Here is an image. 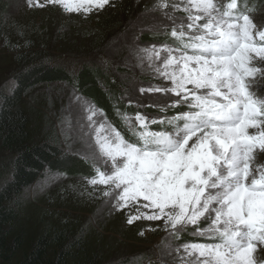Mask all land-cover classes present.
<instances>
[{
    "label": "snow or ice",
    "instance_id": "snow-or-ice-1",
    "mask_svg": "<svg viewBox=\"0 0 264 264\" xmlns=\"http://www.w3.org/2000/svg\"><path fill=\"white\" fill-rule=\"evenodd\" d=\"M26 3L86 18L110 0ZM153 9L171 24L170 32L159 27L175 46L137 47L134 54L170 83L138 91L171 97V103L128 99L137 109L130 115L114 101L126 138L102 108L73 88L70 105L80 104L88 128L82 157L93 172L83 177L92 188L88 194L99 191L112 210L127 209L129 225L161 222L169 238L189 234L209 241L169 246L180 264H264L257 255L264 251V164L256 163L257 155L264 156V98L254 91L257 77H264V67L257 66L264 64V27L254 22L256 8L238 0H158ZM149 106L161 115L140 111ZM65 122L70 127V117Z\"/></svg>",
    "mask_w": 264,
    "mask_h": 264
},
{
    "label": "trees",
    "instance_id": "trees-1",
    "mask_svg": "<svg viewBox=\"0 0 264 264\" xmlns=\"http://www.w3.org/2000/svg\"><path fill=\"white\" fill-rule=\"evenodd\" d=\"M14 1L20 0H0V48L5 41L7 48L17 51L13 67L17 70L0 68V264H109L86 238L87 224L83 217L66 216L55 208L62 200L58 190L62 185L93 172L83 158L71 152L69 144L62 145L52 121L58 117L57 109L45 100L47 93L41 92V86L73 87L107 115H113V102L119 107L124 103L118 98L123 86L111 81V76L119 81L117 69L105 64V60L115 59L109 56L96 60L94 57L102 52L84 54L67 50L64 53L70 58L89 56V62L72 77L67 65H51L57 56L31 50L36 42L19 38V47L12 46L15 43L11 42L6 17ZM138 35L137 41L147 37L145 32ZM113 63L120 69L126 68ZM144 80L138 72L128 81L137 84ZM50 176L58 178L53 184L39 188ZM49 189L45 195L41 193ZM31 192L36 203L30 200Z\"/></svg>",
    "mask_w": 264,
    "mask_h": 264
},
{
    "label": "rangeland",
    "instance_id": "rangeland-1",
    "mask_svg": "<svg viewBox=\"0 0 264 264\" xmlns=\"http://www.w3.org/2000/svg\"><path fill=\"white\" fill-rule=\"evenodd\" d=\"M157 2L158 0H110V3L102 10H94L85 18L82 14H65L60 7L51 5L44 8H30L26 0H20L19 3L14 1L10 13L6 17V25L11 30V42L15 43L12 46L19 47L21 44L19 38L25 39V42L28 40L36 42L37 45L31 50L41 51L43 55L57 56L51 63H63L73 67L74 70L80 68L84 63H88L89 56L82 55L81 59L70 58L68 53H64L67 50L84 52V54L102 52L94 57L96 60H102L109 56L114 57L115 61L108 58L110 61L105 60V64L117 69L115 72L119 76V80L124 81L129 88L131 99L144 105L153 102L170 103L171 97L166 100L160 94L142 95L138 91L140 87L147 88L150 85L170 83L155 76L147 60L141 61L134 54L137 47L146 48L152 45L159 47L167 43L165 42L164 28L159 27L158 24L161 22V25L168 26L170 23L161 11L153 9ZM238 2L241 6L247 3L250 7L253 5L257 7L256 0H238ZM175 15L183 16L184 13L177 12ZM253 19L258 26L264 27V0L259 3L256 12L253 13ZM140 32L146 33V39L134 40V37H138ZM2 45L0 68L11 67L14 69L17 51L7 48L5 41L2 42ZM43 55L41 56L43 57ZM111 61L122 64L126 68L120 69L117 64ZM257 66L264 67V64ZM15 70L17 69L13 71ZM138 72L143 74L145 79L143 82L133 84L128 81ZM46 89L49 90L44 91ZM254 91L258 96L264 98V77H257ZM41 92L47 93L45 100L51 101L54 109H57L58 117L52 121H55L62 145L67 147L69 144L71 152L82 158L86 151L83 133L87 132L88 128L80 104L72 103L70 105L73 87L63 84L41 86ZM76 93L81 95L77 90ZM152 115L159 116L160 114L153 113ZM65 117H70V127L65 122ZM81 125L84 126L83 132ZM62 128L63 135L61 134ZM88 140H91V136L88 137ZM256 163L264 164V156L257 155ZM83 177L90 176H76L71 179L72 181L68 185H62L61 189L56 187L62 193V200L56 204L58 206L55 208L66 216L80 215L83 217L82 219L87 224L86 238L90 240L91 247L101 251L105 262L109 261V264H112L124 260L123 264H146L149 258H143V256L149 253L151 257L159 256L163 264H180L177 254L170 252L169 246L175 247L186 242H209L189 234H181L179 240L169 238L166 232L161 230V222L136 221L129 225L126 222L128 210L119 212L112 210L111 203H106L105 198L99 195V191L94 195H89L92 188L86 184ZM57 178V176L47 177L39 188H43L46 184H53ZM49 191L50 189L41 193L45 195ZM31 193L30 200L35 202L36 196L34 197L33 192ZM142 229L145 231L141 236L139 233ZM151 229L156 230L152 231ZM188 231L191 232V229ZM257 255L264 259V251H258Z\"/></svg>",
    "mask_w": 264,
    "mask_h": 264
}]
</instances>
